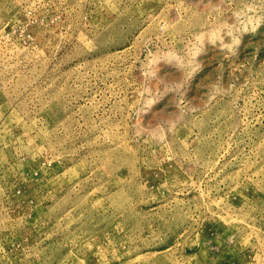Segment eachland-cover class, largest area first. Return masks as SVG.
Listing matches in <instances>:
<instances>
[{
  "label": "rangeland",
  "instance_id": "rangeland-1",
  "mask_svg": "<svg viewBox=\"0 0 264 264\" xmlns=\"http://www.w3.org/2000/svg\"><path fill=\"white\" fill-rule=\"evenodd\" d=\"M0 264H264V0H0Z\"/></svg>",
  "mask_w": 264,
  "mask_h": 264
}]
</instances>
